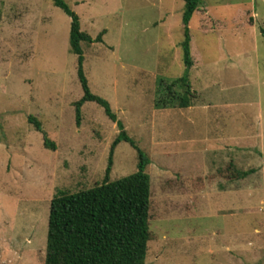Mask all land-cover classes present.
<instances>
[{
	"label": "rangeland",
	"instance_id": "obj_1",
	"mask_svg": "<svg viewBox=\"0 0 264 264\" xmlns=\"http://www.w3.org/2000/svg\"><path fill=\"white\" fill-rule=\"evenodd\" d=\"M64 1L82 31L103 35L85 51L92 92L151 159L146 264H264V0H202L189 25L193 110L157 108L162 82L186 70L184 0ZM70 31L53 0H0V264H45L54 195L102 184L120 134L94 102L77 124ZM227 102L241 114L218 108ZM231 163L255 173L231 180ZM138 164L121 142L110 181Z\"/></svg>",
	"mask_w": 264,
	"mask_h": 264
},
{
	"label": "trees",
	"instance_id": "obj_2",
	"mask_svg": "<svg viewBox=\"0 0 264 264\" xmlns=\"http://www.w3.org/2000/svg\"><path fill=\"white\" fill-rule=\"evenodd\" d=\"M53 2L71 18L70 52L78 57V78L84 93L82 99L75 103L77 124H81L85 103L94 102L104 108L106 115L118 124L120 134L112 145L110 165L102 184L74 194L58 191L54 195L50 208L45 264H146L149 243L153 239L150 227L152 182L148 173L151 159L128 134L111 104L95 95L90 88L84 70L85 51L94 43L101 42L103 35L94 40L82 31L79 16L64 0ZM184 3L185 40L181 47L186 70L182 77L170 83L162 82L165 93L164 98L157 103L160 109L177 106L187 109L193 102L190 72L194 67V57L189 25L194 14L199 11L202 0H184ZM29 122L37 131L43 132L42 123L37 118L30 116ZM121 142H128L138 150L139 170L111 182L113 155ZM44 146L56 150L55 143L46 134ZM228 171L231 180H243L255 173L254 170L240 171L232 163L225 173L228 174Z\"/></svg>",
	"mask_w": 264,
	"mask_h": 264
},
{
	"label": "crops",
	"instance_id": "obj_3",
	"mask_svg": "<svg viewBox=\"0 0 264 264\" xmlns=\"http://www.w3.org/2000/svg\"><path fill=\"white\" fill-rule=\"evenodd\" d=\"M192 70V69H191ZM217 105V104H216ZM215 104H214V106H216ZM224 105V106H223ZM236 104H233V103H230V102H227L226 104H221L218 108H221V110H226V111H230V112H235L236 114L237 113H239V114H241V110L240 109H236V106H235ZM193 106H191L190 108H189V110H193ZM244 142V141H243ZM261 143H262V145H261V149H259L260 150V152L261 153H264V145H263V141L261 140Z\"/></svg>",
	"mask_w": 264,
	"mask_h": 264
}]
</instances>
